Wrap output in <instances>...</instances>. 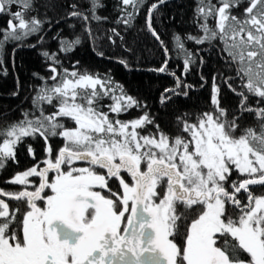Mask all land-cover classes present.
<instances>
[{"label":"snow or ice","instance_id":"1","mask_svg":"<svg viewBox=\"0 0 264 264\" xmlns=\"http://www.w3.org/2000/svg\"><path fill=\"white\" fill-rule=\"evenodd\" d=\"M141 2L121 0L134 10L125 23ZM89 4L91 19L100 20L98 0ZM13 5L24 10L33 6L32 0H0V14L11 16L0 33V49L36 32L40 25L36 18L26 20L23 11L11 12ZM241 6L243 14L233 15L232 10ZM156 7L148 10L147 27L160 40L151 23ZM72 8L70 16L89 20L75 10L77 5ZM196 16L205 21L200 24L204 35L188 39L222 43L221 52L241 82V91L232 89L241 97L239 108L255 113L259 129L241 130L236 118L228 120L213 83L215 111L198 116L195 123L184 122L189 139L180 135L170 139L163 132L141 135L137 130L153 123L147 115L130 121L109 116L139 107L122 88L116 95L107 79L67 70L61 75L52 67L54 83L41 88L33 104L55 101L57 110L45 115L40 109L35 120L24 113L25 119L0 130V168L6 158L15 159L14 147L24 137L39 133L49 157L53 156L49 136L64 141L54 158L43 161V168L33 166L10 181L27 186L30 177H37L34 190H0V197L26 201L28 209L19 219L20 209L10 211L0 199V264H264V195H255L250 188L264 187V108L247 107L248 94L264 99V0H246V6L244 0L216 4L199 0ZM209 17L215 19V29L206 22ZM174 39L184 50L180 37ZM70 48L71 44L62 50ZM164 52L169 54L166 46ZM43 55L49 57L48 52ZM190 59L188 53L185 72ZM167 65L165 60L157 71L166 72ZM103 97L112 101L109 112L101 110ZM61 117L74 122V127L59 123ZM28 151L34 157L31 146ZM77 161L88 166L76 167ZM233 172L242 178L231 180ZM112 178L118 181V191L109 186Z\"/></svg>","mask_w":264,"mask_h":264},{"label":"trees","instance_id":"2","mask_svg":"<svg viewBox=\"0 0 264 264\" xmlns=\"http://www.w3.org/2000/svg\"><path fill=\"white\" fill-rule=\"evenodd\" d=\"M154 1L142 0L129 23L124 20L134 10L131 6L125 8L121 0H98L101 6L96 9V15L101 17L100 20L91 19L89 0H32L33 6L27 10L10 6L11 12L23 11L26 20L36 18L40 25L36 32L19 41H8L0 49V130L25 119L24 113H28V119L35 120L40 116V109L45 115L57 110L55 101L53 105L46 102L33 104L38 91L54 83L50 79L52 67L61 75L67 70L69 73L76 71L107 79L116 95L120 94L119 89L122 88L124 93L138 102L139 107L119 114L110 113L107 106L112 101L109 97H103L99 102L101 110L109 112L111 119L122 121L147 115L153 123L138 129L141 135L163 132L170 139L177 135L189 139L188 134L183 132L184 122L195 123L198 116L215 111L211 104L213 83L219 89L218 99L220 107L226 110V118H236L241 130L247 127L258 130L255 113L242 112L239 108L241 97L236 92L242 90L241 82L235 78L234 66L226 62V55L221 52L222 43L214 40L197 44L195 40L188 39L189 36L199 38L204 35L200 24L205 21L196 16L199 0H172L152 11V28L160 40L153 37L146 23L147 9ZM211 2L216 4L218 0ZM73 4L77 5L76 11L89 16L87 22L69 15L73 11ZM232 14L241 16L243 6L233 9ZM10 18V13L0 14V33L7 28ZM206 22L215 29L213 17ZM176 36L180 37L184 50L177 48ZM76 40L79 43H75ZM69 44L70 50H62ZM165 46L169 53L167 56ZM44 52H48L51 58L45 57ZM188 53H191V59L185 72L184 60ZM165 60L168 61L167 71H157ZM177 79L180 81L179 87ZM232 89H236V92ZM248 95L247 107L264 108V99ZM58 122L68 128L74 127V122L66 117L58 118ZM60 130L57 129L58 132ZM47 144L53 149L52 157L46 154L45 140L39 133L22 138L14 147L15 159L6 158L5 166L0 168V190H20V186L10 183V180L33 166H43V160L54 158L64 141L58 135L49 136ZM29 146L34 150V157L28 151ZM240 178L238 173L233 172L230 179ZM110 183L112 189L118 191L114 181ZM37 185L38 181L33 178L28 188L34 190ZM250 188L255 195H264V187ZM46 192L50 194V191ZM239 196L244 199V193ZM6 203L10 211L20 209L17 214L19 219L28 210L26 201L10 199ZM37 203L42 206V202Z\"/></svg>","mask_w":264,"mask_h":264},{"label":"rangeland","instance_id":"3","mask_svg":"<svg viewBox=\"0 0 264 264\" xmlns=\"http://www.w3.org/2000/svg\"><path fill=\"white\" fill-rule=\"evenodd\" d=\"M130 7V6H129ZM159 134H156L155 136H158ZM45 160V159H44ZM43 160V161H44ZM45 165L43 164V166H39L40 168H43ZM74 166H76V167H87L88 165H87V163L86 162H84V161H77V162H75V165ZM97 171H99V172H104L103 170H100V169H97ZM54 175V173H49V176H53ZM33 178L35 179V180H37V181H39V179L37 178V177H30L29 178V180L33 183ZM12 180V179H11ZM10 180V181H11ZM231 180H237V179H231ZM32 183H30L29 185H27V186H21V185H19L20 186V188L21 189H23V188H25V187H27V190H29V191H32L31 189H29L28 187L29 186H31V184ZM115 185H116V183H115ZM229 190H231V189H229ZM2 191H4V190H2ZM20 190H16V191H12V192H19ZM48 191H50V190H48ZM4 192H8V191H4ZM240 198H241V196H240ZM0 199H3L2 197H0ZM243 200H245L246 201V194H244V199Z\"/></svg>","mask_w":264,"mask_h":264},{"label":"flooded vegetation","instance_id":"4","mask_svg":"<svg viewBox=\"0 0 264 264\" xmlns=\"http://www.w3.org/2000/svg\"><path fill=\"white\" fill-rule=\"evenodd\" d=\"M103 171H105V170H103ZM123 175H124V177H125L126 180H130V178L127 176L126 173H124ZM110 181H114V184L116 183L115 186L118 187L117 190H119L118 181H117L115 178H112ZM110 181H109V186L112 185V184L110 183ZM38 183H39V181H38ZM110 187H111V186H110ZM111 188H112V187H111ZM23 189H24V188H23ZM23 189H20V191L23 190ZM114 191H115V189H114ZM104 194H105V195H108L107 192H104ZM2 198L5 200V202H6L7 200H10V198H8V197H6V196H4V197H2ZM126 215H127V214H126ZM177 243H178V244L182 243V241H181V239H180L179 237L177 238Z\"/></svg>","mask_w":264,"mask_h":264},{"label":"water","instance_id":"5","mask_svg":"<svg viewBox=\"0 0 264 264\" xmlns=\"http://www.w3.org/2000/svg\"><path fill=\"white\" fill-rule=\"evenodd\" d=\"M170 1H172V0H163V2H161V0H156L153 3H151L150 6L147 9V12H146V23H147V19H148V10L151 7V5L156 4L157 6H159L161 4H164V3H167V2H170Z\"/></svg>","mask_w":264,"mask_h":264}]
</instances>
